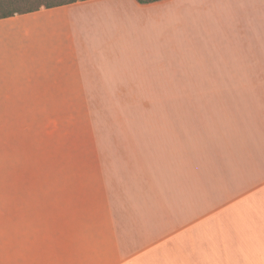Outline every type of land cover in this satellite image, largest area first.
Returning <instances> with one entry per match:
<instances>
[{
    "label": "crops",
    "instance_id": "0c3cea01",
    "mask_svg": "<svg viewBox=\"0 0 264 264\" xmlns=\"http://www.w3.org/2000/svg\"><path fill=\"white\" fill-rule=\"evenodd\" d=\"M169 91L99 133L91 91ZM76 107L2 178L0 264H264V0H84L0 19L2 107Z\"/></svg>",
    "mask_w": 264,
    "mask_h": 264
},
{
    "label": "rangeland",
    "instance_id": "374dc122",
    "mask_svg": "<svg viewBox=\"0 0 264 264\" xmlns=\"http://www.w3.org/2000/svg\"><path fill=\"white\" fill-rule=\"evenodd\" d=\"M54 4L58 0H45ZM44 2V3H45ZM97 94L91 106L95 129L99 133L118 128L125 113L137 114L139 107L151 108L153 99L167 96L169 91L123 90L91 91ZM77 116L76 107H2L0 122V153L2 178L16 176L22 167L32 176H40L44 153L49 160H55L58 135L71 129ZM74 118V119H73Z\"/></svg>",
    "mask_w": 264,
    "mask_h": 264
},
{
    "label": "trees",
    "instance_id": "16d2710c",
    "mask_svg": "<svg viewBox=\"0 0 264 264\" xmlns=\"http://www.w3.org/2000/svg\"><path fill=\"white\" fill-rule=\"evenodd\" d=\"M84 0H58L54 4L45 0H0V19L14 16L16 14L28 13L41 8H51L55 6L75 3ZM141 3H149L159 0H138ZM45 2V3H44Z\"/></svg>",
    "mask_w": 264,
    "mask_h": 264
}]
</instances>
